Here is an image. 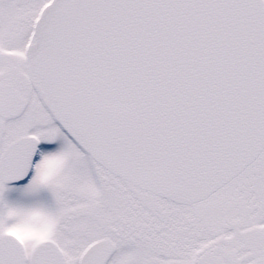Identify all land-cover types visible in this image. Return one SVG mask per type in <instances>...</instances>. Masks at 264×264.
Listing matches in <instances>:
<instances>
[{
    "label": "snow or ice",
    "instance_id": "snow-or-ice-1",
    "mask_svg": "<svg viewBox=\"0 0 264 264\" xmlns=\"http://www.w3.org/2000/svg\"><path fill=\"white\" fill-rule=\"evenodd\" d=\"M0 264H264V0H0Z\"/></svg>",
    "mask_w": 264,
    "mask_h": 264
}]
</instances>
